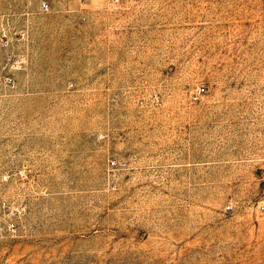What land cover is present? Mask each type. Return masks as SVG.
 <instances>
[{
	"label": "rangeland",
	"instance_id": "1",
	"mask_svg": "<svg viewBox=\"0 0 264 264\" xmlns=\"http://www.w3.org/2000/svg\"><path fill=\"white\" fill-rule=\"evenodd\" d=\"M0 0V264H264V0Z\"/></svg>",
	"mask_w": 264,
	"mask_h": 264
},
{
	"label": "built area",
	"instance_id": "2",
	"mask_svg": "<svg viewBox=\"0 0 264 264\" xmlns=\"http://www.w3.org/2000/svg\"><path fill=\"white\" fill-rule=\"evenodd\" d=\"M116 1H118V0H116ZM48 7H49L48 1H46V0L42 1L41 8L42 9H48Z\"/></svg>",
	"mask_w": 264,
	"mask_h": 264
}]
</instances>
